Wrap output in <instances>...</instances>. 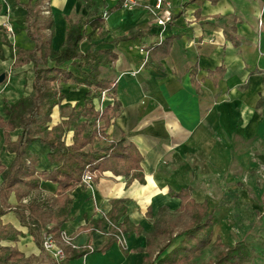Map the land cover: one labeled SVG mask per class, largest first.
Masks as SVG:
<instances>
[{
  "label": "crops",
  "instance_id": "crops-1",
  "mask_svg": "<svg viewBox=\"0 0 264 264\" xmlns=\"http://www.w3.org/2000/svg\"><path fill=\"white\" fill-rule=\"evenodd\" d=\"M29 1L32 0H0V28L8 40L2 44L0 58V75L6 74L0 83L3 117L5 100L14 103L33 91V63H18L12 57V47H34L27 35L28 10L23 5ZM142 1L154 5L156 0ZM169 1L174 19L164 27L145 7L124 9L114 0H47L44 7V13L52 14L55 20V49L65 41L66 16L91 21L102 16V22L86 25L87 37L80 46L84 52L95 46L118 55L114 70L109 72L115 78L121 110L107 132L109 139L127 138L143 155V181L132 174L106 171L97 182L93 179L91 186L81 181L69 192L72 203L62 229L73 236L77 246L92 249L74 257L69 264H144L148 256L157 261L183 238L181 233L173 243L175 234H169L174 227L160 226L156 219L160 211L188 215L187 227L193 221L188 212L180 210L182 199L174 195L182 190H189L196 203H207L208 211L217 215L214 241L218 237L226 246L237 245L226 244L216 234L217 204L210 197L224 189L225 162L239 160L241 146H264V0ZM105 10H109L106 19ZM164 38L171 42L168 53L158 52L155 58L159 61L150 60L141 67L144 56L140 48ZM65 66L81 74L71 61ZM62 92L65 99L53 110V125L65 119L71 108L83 107L89 100L99 104L94 89L85 85L64 82ZM20 134L21 129L11 133L13 137ZM72 136L70 131L68 143ZM0 137V160L8 167L16 155L4 144L2 128ZM29 149L40 157L39 171L53 169L48 146L36 140ZM209 179H213L211 184ZM1 183L0 174V186ZM61 193L63 190L52 181H43L37 189L20 187L18 193L12 191L6 199L9 208L3 219L21 230L22 235L17 241L1 242L0 246L16 248L23 257L19 262L0 264L55 263L42 249L41 238L55 224L50 216L59 208ZM115 199L124 200L127 207L125 249L115 242L102 251L109 225L92 234L85 226L91 220L102 219ZM35 219L40 225L34 223ZM30 227L39 233L38 241ZM168 243L169 248L161 252ZM238 245L247 250L253 264L250 248ZM215 248L217 254L223 250ZM79 249L74 253H79Z\"/></svg>",
  "mask_w": 264,
  "mask_h": 264
},
{
  "label": "trees",
  "instance_id": "trees-1",
  "mask_svg": "<svg viewBox=\"0 0 264 264\" xmlns=\"http://www.w3.org/2000/svg\"><path fill=\"white\" fill-rule=\"evenodd\" d=\"M46 2L47 0H32L23 4L28 10L27 35L34 42V47L32 49L12 47V57L16 58V62L33 63L35 79L32 93L14 103L5 100L3 111L6 117L0 116L4 144L16 155L8 167L4 166L0 160L2 176L0 243L17 241L22 235L21 230L3 219L9 208L6 199L12 191L15 190L18 193L20 187L28 190L37 189L43 181H52L59 185V188L63 190L59 197L60 205L50 216L55 224L47 228L46 232H52L60 237L63 230L62 224L67 220L71 208L72 200L69 192L82 181L86 173L96 174L94 178L96 182L106 171H111L115 175L132 174L133 177L143 181L141 172L143 155L140 150L125 137L109 139L107 132L112 119L116 118L121 110V105L116 99L115 78L109 72L114 70L118 55L111 49H98L95 46L84 52L80 46L87 37L86 25L95 21L102 22V16L99 15L93 21L85 17L66 16V38L61 47L55 49L52 44L55 20L52 14L44 13ZM173 19L174 14L172 21ZM3 31V28H0V58L2 44L8 42L3 36ZM170 43L169 38H164L155 45L147 46L150 52L149 61L155 60L158 52H164L163 54L166 55ZM69 61L81 72L80 75L65 66ZM70 81L94 89V96L99 101L102 91L109 90L113 101L101 110L98 105L89 100L83 107L71 108L65 119L53 125V110L56 106H61L65 99L62 83ZM16 129H21V134L13 137L11 133ZM70 131H73V136L68 143L67 135ZM36 140L49 147L48 158L50 163L55 165L53 169L44 171L37 169L40 157L29 149ZM174 195L182 199L180 210L188 212L193 221L183 232V238L175 247L157 261L152 256L146 257L144 264H196V259L211 245L223 247V250L217 254L216 258L200 264L251 263L250 255L243 246H226L218 237L214 241L217 215L214 211H208L207 203H196L191 198L189 190H182ZM111 204V210L102 219L91 220L85 226V229L92 234L96 230L103 229L105 225H109L107 241L100 248L102 251L115 242H119L118 236L121 231L126 233V226L129 225L124 200L115 199L111 201ZM34 223L40 225L37 219ZM30 228L38 241L39 233ZM170 244H166L161 252L166 251ZM121 246L125 249V245ZM79 248L65 246L66 258L62 264H69L74 257L92 250L90 246ZM78 249L79 253H74ZM22 257L23 253L16 248L0 246V263L19 262Z\"/></svg>",
  "mask_w": 264,
  "mask_h": 264
},
{
  "label": "rangeland",
  "instance_id": "rangeland-1",
  "mask_svg": "<svg viewBox=\"0 0 264 264\" xmlns=\"http://www.w3.org/2000/svg\"><path fill=\"white\" fill-rule=\"evenodd\" d=\"M240 149L239 160L225 162L224 189H218L216 196L210 197L212 203L217 204L216 234L228 245H247L254 256L253 264H264V146L250 147L248 144ZM212 180L208 182L211 184ZM156 219L160 226L174 227L169 234H175L173 243L190 222L188 215L167 210L160 211ZM217 252L218 248H209L196 264L207 262Z\"/></svg>",
  "mask_w": 264,
  "mask_h": 264
},
{
  "label": "built area",
  "instance_id": "built-area-1",
  "mask_svg": "<svg viewBox=\"0 0 264 264\" xmlns=\"http://www.w3.org/2000/svg\"><path fill=\"white\" fill-rule=\"evenodd\" d=\"M118 1L122 8L134 10L140 7H145L149 11H151L156 17V23L164 27L166 24L172 21L173 11H172V3L169 0H156L154 5L145 4L142 0H114ZM109 16V10H105L103 13V17L106 19ZM140 51L144 56V60L141 67H144L150 58V52L146 47H141ZM113 98L109 90H104L101 93V99L99 101L98 107L103 110L107 103L112 102ZM94 179V174L91 172L86 173L82 182L91 186V182ZM125 235L126 233L122 232L118 236L120 245H125ZM41 246L42 249L48 252L51 257L54 259L55 264H62L63 260L66 258L65 246H71L73 248H78L74 242V238L71 234H69L66 230H62L60 237H57L52 232H43L41 238ZM91 249V247H90Z\"/></svg>",
  "mask_w": 264,
  "mask_h": 264
},
{
  "label": "water",
  "instance_id": "water-1",
  "mask_svg": "<svg viewBox=\"0 0 264 264\" xmlns=\"http://www.w3.org/2000/svg\"><path fill=\"white\" fill-rule=\"evenodd\" d=\"M5 78H6V74L5 73L1 74L0 75V83L3 82L5 80Z\"/></svg>",
  "mask_w": 264,
  "mask_h": 264
}]
</instances>
